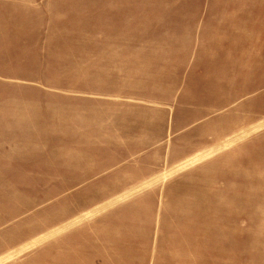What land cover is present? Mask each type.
<instances>
[{"label":"rangeland","instance_id":"rangeland-1","mask_svg":"<svg viewBox=\"0 0 264 264\" xmlns=\"http://www.w3.org/2000/svg\"><path fill=\"white\" fill-rule=\"evenodd\" d=\"M0 264H264V0H0Z\"/></svg>","mask_w":264,"mask_h":264}]
</instances>
